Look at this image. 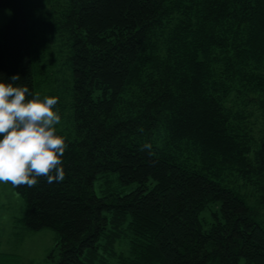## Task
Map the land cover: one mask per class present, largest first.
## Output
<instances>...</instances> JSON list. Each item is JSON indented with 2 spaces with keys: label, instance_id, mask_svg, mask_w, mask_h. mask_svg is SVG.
Here are the masks:
<instances>
[{
  "label": "trees",
  "instance_id": "1",
  "mask_svg": "<svg viewBox=\"0 0 264 264\" xmlns=\"http://www.w3.org/2000/svg\"><path fill=\"white\" fill-rule=\"evenodd\" d=\"M42 1L0 0V80L69 114L65 179L13 186L51 264H264V0Z\"/></svg>",
  "mask_w": 264,
  "mask_h": 264
},
{
  "label": "clouds",
  "instance_id": "2",
  "mask_svg": "<svg viewBox=\"0 0 264 264\" xmlns=\"http://www.w3.org/2000/svg\"><path fill=\"white\" fill-rule=\"evenodd\" d=\"M18 80V74L11 82L0 80V183L32 188L41 178L49 184L62 182L68 145L56 129L61 123L59 98L30 93L26 85H15Z\"/></svg>",
  "mask_w": 264,
  "mask_h": 264
},
{
  "label": "rangeland",
  "instance_id": "3",
  "mask_svg": "<svg viewBox=\"0 0 264 264\" xmlns=\"http://www.w3.org/2000/svg\"><path fill=\"white\" fill-rule=\"evenodd\" d=\"M44 8L48 0H43ZM11 12L0 9V29L9 21ZM38 34V31H37ZM37 39V38H36ZM53 38L38 34L37 46H41V53L57 51ZM45 88L38 93L44 97ZM69 114L61 117L58 128L69 124ZM27 213L25 199L14 189L11 183H0V264H51V255L58 257L56 247V233L52 229L30 232L25 228L24 218ZM208 220L210 215L203 214Z\"/></svg>",
  "mask_w": 264,
  "mask_h": 264
}]
</instances>
